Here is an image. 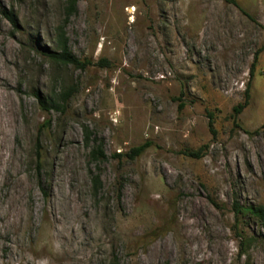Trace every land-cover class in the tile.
<instances>
[{
  "label": "rangeland",
  "instance_id": "1",
  "mask_svg": "<svg viewBox=\"0 0 264 264\" xmlns=\"http://www.w3.org/2000/svg\"><path fill=\"white\" fill-rule=\"evenodd\" d=\"M69 1L0 0V264H264V0Z\"/></svg>",
  "mask_w": 264,
  "mask_h": 264
},
{
  "label": "trees",
  "instance_id": "2",
  "mask_svg": "<svg viewBox=\"0 0 264 264\" xmlns=\"http://www.w3.org/2000/svg\"><path fill=\"white\" fill-rule=\"evenodd\" d=\"M75 5H76V0L69 1V6L71 9L69 14L75 12ZM6 15L12 21L13 25L17 26V22L15 21L13 14L6 13ZM42 54L47 56L52 62L57 63L59 65H73L76 67L85 68L87 64L89 63L86 60H81L71 50V47L69 45V38L65 30V24H61L58 26L57 38L55 40V44L53 48L42 49ZM258 58H259V52L255 54L254 61L252 62V65H251L250 81L255 74ZM250 81L247 84V99L244 103H240L233 108L234 117H237L238 114H240L242 110L246 107V105L248 104V98L250 96V88H251ZM70 90H71V87H67V88L61 89L59 93H53L50 95L43 96L38 91H35L34 94L39 100L42 108L46 111H51L52 109H59L61 107V104L67 101V99L70 96ZM210 115L212 114L210 113ZM211 124H212V121H210V125ZM84 133H85V144L91 147L90 149L91 160L93 162H102L107 157L105 150H104L102 140L93 137V133L88 127L84 128ZM148 147H149V143H143L141 145L134 146L127 153V156L131 159H135L136 157L143 154ZM186 154L190 156L198 157L200 156V151L191 150V151H187ZM92 180H93V184L95 187V191L99 190L102 186L100 174L99 173L93 174ZM234 207H235L237 216H241L242 218H244L247 215H251L252 217L256 218V220H258V222L264 227V204L258 203V204H252V205L245 206V205H241L238 202H235ZM249 241H250V238H248V242ZM245 243L247 244V242H244V245Z\"/></svg>",
  "mask_w": 264,
  "mask_h": 264
},
{
  "label": "bare ground",
  "instance_id": "3",
  "mask_svg": "<svg viewBox=\"0 0 264 264\" xmlns=\"http://www.w3.org/2000/svg\"><path fill=\"white\" fill-rule=\"evenodd\" d=\"M1 107V106H0ZM1 114V113H0ZM3 114V113H2ZM5 114V113H4Z\"/></svg>",
  "mask_w": 264,
  "mask_h": 264
}]
</instances>
